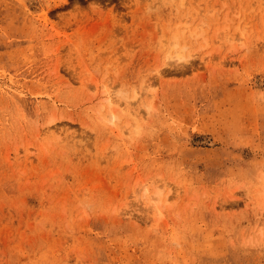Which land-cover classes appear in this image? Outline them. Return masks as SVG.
<instances>
[{
  "label": "rangeland",
  "instance_id": "rangeland-1",
  "mask_svg": "<svg viewBox=\"0 0 264 264\" xmlns=\"http://www.w3.org/2000/svg\"><path fill=\"white\" fill-rule=\"evenodd\" d=\"M0 264H264V0H0Z\"/></svg>",
  "mask_w": 264,
  "mask_h": 264
},
{
  "label": "bare ground",
  "instance_id": "bare-ground-1",
  "mask_svg": "<svg viewBox=\"0 0 264 264\" xmlns=\"http://www.w3.org/2000/svg\"><path fill=\"white\" fill-rule=\"evenodd\" d=\"M176 61L177 62H180V61H183V56H181V55H177L176 56ZM139 96V94L138 93H135L134 94V99L135 98H137ZM108 99H107V104L109 105V106H111L112 107V109H113V106H114V103L116 104V100L114 99H111L112 97H110V95H108ZM114 102V103H113ZM118 103V102H117ZM113 104V105H112ZM117 105V104H116ZM119 106V105H118ZM117 119V116L115 115V114H112V120H116ZM143 187H144V189H145V192H148V188L146 187V185L144 184L143 185ZM158 196H159V199H158V202H160L161 200H162V194H161V192H159V191H157V193H156ZM145 195H147V194H145ZM155 200V199H154ZM153 200V201H154ZM157 208H159V206L157 207Z\"/></svg>",
  "mask_w": 264,
  "mask_h": 264
}]
</instances>
